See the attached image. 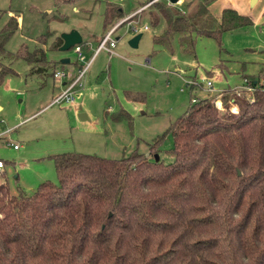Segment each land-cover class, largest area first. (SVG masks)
Wrapping results in <instances>:
<instances>
[{"label": "trees", "instance_id": "16d2710c", "mask_svg": "<svg viewBox=\"0 0 264 264\" xmlns=\"http://www.w3.org/2000/svg\"><path fill=\"white\" fill-rule=\"evenodd\" d=\"M210 1L187 12L156 2L149 21L163 18L164 27L154 42L194 54L198 36L220 41L253 23L232 6L214 15ZM122 15L108 3L104 26ZM18 27L11 14L0 28V81L14 71L7 59L46 68L42 48L6 47ZM62 43L59 36L54 45ZM243 75L255 85L252 98L231 88L221 107L212 94L191 98L167 128L169 161L155 158L162 132L149 153H53L58 181L44 179L30 192L12 191L0 170V264H264V67Z\"/></svg>", "mask_w": 264, "mask_h": 264}, {"label": "rangeland", "instance_id": "374dc122", "mask_svg": "<svg viewBox=\"0 0 264 264\" xmlns=\"http://www.w3.org/2000/svg\"><path fill=\"white\" fill-rule=\"evenodd\" d=\"M146 1L0 0L4 11L0 28L11 14L19 16V27L6 47L13 52L22 44L30 50L40 47L47 60L40 72L31 71V64L22 57L7 59L14 71L0 81V158L5 161L0 170L12 191L30 192L44 179L57 182L51 154L64 150L113 157L136 148L149 153V142L164 132L157 153L169 161L173 136L168 126L194 95H210L192 85L193 78L208 76L215 87L227 89L242 83L243 74H257L264 67V0H230L253 23L223 32L220 41L198 36L194 54L178 45L171 52L155 43L154 35L162 32L164 19L157 25L149 21L156 2L187 12L191 0L175 5L168 0ZM108 3L117 4L123 12L105 29L115 28L114 53L102 50L93 58L73 89V101H53L61 89L51 74L54 64L56 69L68 68L77 55L73 47L59 50L54 43L63 32L77 29L84 43H90L87 50L84 45L88 59L98 42L92 34L104 30ZM224 5V0H211L209 6L220 14ZM137 33H141L138 44L131 46L129 40ZM61 57H70V62L59 63Z\"/></svg>", "mask_w": 264, "mask_h": 264}, {"label": "built area", "instance_id": "2783aa9c", "mask_svg": "<svg viewBox=\"0 0 264 264\" xmlns=\"http://www.w3.org/2000/svg\"><path fill=\"white\" fill-rule=\"evenodd\" d=\"M156 0H150L149 2H153ZM115 28H111L107 32H105L101 38L99 39L96 48L94 49L92 57L85 59L84 48L80 43L75 44L73 47L76 52V58L80 61V65L77 66L76 70L73 68H58L55 69L53 76L58 79H63V84L60 91L54 96L53 101H73L75 98V92L73 91L75 85L81 83V79L85 72L87 71L93 57L96 56L100 51L105 50L109 53H114V47L116 42L112 39V33ZM260 83L262 84V90L264 91V78L261 77ZM192 85H198L204 88L210 95L212 94L213 101L216 106H222V95L227 93L231 94L232 91H226V89H220L215 87L214 81L211 77H202L201 80L197 78H193L191 80ZM255 88V85L250 83L247 77H244V80L241 84H237L234 87H231L237 94L245 93L248 97L252 98V90ZM205 94V93H204ZM203 95V94H202ZM197 98V95L192 97L193 100ZM14 146H18L17 143ZM4 161L0 158V167H2Z\"/></svg>", "mask_w": 264, "mask_h": 264}, {"label": "water", "instance_id": "95a60500", "mask_svg": "<svg viewBox=\"0 0 264 264\" xmlns=\"http://www.w3.org/2000/svg\"><path fill=\"white\" fill-rule=\"evenodd\" d=\"M179 0H169L170 3L175 4ZM252 2H256L257 0H251ZM60 37L63 40V43L59 46V50H68L72 46H74L77 43H80L83 41L81 33L77 29H72L67 32H63ZM141 37V33H137L134 36H132L129 40V43L131 46H137L139 38ZM60 60L62 62H68L70 60V57H61ZM159 157L158 153H155V158L157 159Z\"/></svg>", "mask_w": 264, "mask_h": 264}, {"label": "crops", "instance_id": "0c3cea01", "mask_svg": "<svg viewBox=\"0 0 264 264\" xmlns=\"http://www.w3.org/2000/svg\"><path fill=\"white\" fill-rule=\"evenodd\" d=\"M147 1H148V0H147ZM147 1H146V2H147ZM168 1H169V0H168ZM181 1H182V0H179L178 2H181ZM214 1H215V0H214ZM227 1H228V3H227ZM146 2H145V3H146ZM178 2H177V3H178ZM224 3H226V5H224L223 8L226 7V6H229V5L231 6V5H232V1H230V0H224ZM143 4H144V3H143ZM170 4H172V3H170ZM175 4H176V3H175ZM175 4H172V5H175ZM210 4H211V1H210L209 5H210ZM145 5H146V4H145ZM194 5H195V3L191 0L190 3H188V8H189L188 11H189L190 9H192ZM146 7H147V6H146ZM232 7H233V6H232ZM144 8H145V7H144ZM144 8H143V9H144ZM209 8H210V6H209ZM223 8H222V9H223ZM210 11H211V9H210ZM221 11H222V10H221ZM211 12H212V11H211ZM239 12H240V11H239ZM212 13H213V12H212ZM220 13H221V12H220ZM131 14H132V13H131ZM213 14H214V15H220V14H215V13H213ZM127 15H129V14H127ZM103 24H104V23H103ZM105 29H106V27L104 26V30H103L102 32H100V33L97 34V35H96V34H92L94 37H96V38H95L96 41H99V39L101 38V36H102V35L105 33V31H106ZM86 42H87V43H85V49L87 50V49L89 48L90 43H88V41H86ZM97 43H98V42H97ZM96 46H97V45H96ZM115 46H116V45H115ZM83 48H84V46H83ZM95 48H96V47H95ZM95 48H94V49H95ZM85 49H84V50H85ZM93 52H94V50H93ZM93 52L91 53V56H90V57H92ZM100 52H101V51H100ZM96 55H97V54H96ZM93 58H94V57H93ZM92 60H93V59H92ZM68 62H70V60H69ZM91 62H92V61H91ZM65 63H67V62H65ZM90 64H91V63H90ZM73 65H74V67H75L76 64L74 63ZM73 65L70 66V67H68V68H73V69H74ZM76 67H77V66H76ZM244 77H245V76L243 75V80H244ZM62 84H63V79H58L59 89L62 87ZM240 84H241V83H240ZM236 85H237V84H236ZM4 165H5V163L3 164V166H4ZM3 166H2V167H3ZM2 167H1V168H2Z\"/></svg>", "mask_w": 264, "mask_h": 264}]
</instances>
